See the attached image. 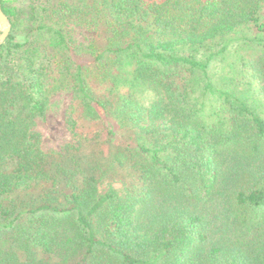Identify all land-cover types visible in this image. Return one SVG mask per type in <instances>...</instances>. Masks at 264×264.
I'll return each instance as SVG.
<instances>
[{
	"label": "trees",
	"instance_id": "16d2710c",
	"mask_svg": "<svg viewBox=\"0 0 264 264\" xmlns=\"http://www.w3.org/2000/svg\"><path fill=\"white\" fill-rule=\"evenodd\" d=\"M0 6V264H264V0ZM63 91L74 140L45 151Z\"/></svg>",
	"mask_w": 264,
	"mask_h": 264
},
{
	"label": "rangeland",
	"instance_id": "374dc122",
	"mask_svg": "<svg viewBox=\"0 0 264 264\" xmlns=\"http://www.w3.org/2000/svg\"><path fill=\"white\" fill-rule=\"evenodd\" d=\"M68 28L71 29L77 44L86 43L94 36L93 32L75 23H70ZM76 59L82 64H87L90 61L89 57L85 55L76 56ZM74 106L75 99L71 91H63L51 97L45 116L38 119L34 125V129L40 133V146L43 150H57L61 145L74 140L66 124L70 113H74L73 115L78 118L77 113L73 110ZM76 131L87 136L99 133L101 146L105 152L109 150L112 138L121 144L133 145L135 143L136 134L134 131L115 127L110 129L107 122L87 123L79 120Z\"/></svg>",
	"mask_w": 264,
	"mask_h": 264
},
{
	"label": "water",
	"instance_id": "95a60500",
	"mask_svg": "<svg viewBox=\"0 0 264 264\" xmlns=\"http://www.w3.org/2000/svg\"><path fill=\"white\" fill-rule=\"evenodd\" d=\"M0 44L6 39L9 31H10V23L7 16L3 13L1 6H0Z\"/></svg>",
	"mask_w": 264,
	"mask_h": 264
}]
</instances>
